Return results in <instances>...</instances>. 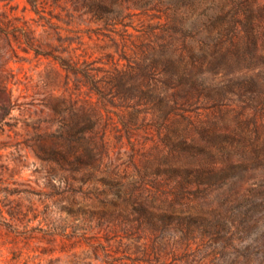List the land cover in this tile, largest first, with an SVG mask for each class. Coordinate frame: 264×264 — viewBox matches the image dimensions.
Masks as SVG:
<instances>
[{"label":"rangeland","instance_id":"1","mask_svg":"<svg viewBox=\"0 0 264 264\" xmlns=\"http://www.w3.org/2000/svg\"><path fill=\"white\" fill-rule=\"evenodd\" d=\"M115 1L53 17L57 34L27 0H0L98 82L2 26L0 264H264V0ZM57 96L92 111L84 136L64 134ZM139 204L163 214L116 217Z\"/></svg>","mask_w":264,"mask_h":264},{"label":"trees","instance_id":"2","mask_svg":"<svg viewBox=\"0 0 264 264\" xmlns=\"http://www.w3.org/2000/svg\"><path fill=\"white\" fill-rule=\"evenodd\" d=\"M30 5L31 10L38 15L40 19H43L44 22L52 28L55 33H59V29L61 26L52 20L53 17H56L59 20H65L66 23L72 22L74 17L79 16H88L92 18H101L111 9V6L116 2L115 0H27ZM5 10L0 11V31L2 30L3 25H8L12 27V31L16 32L17 35H14V41L17 43V46L24 52H28L32 50L36 55L41 54L45 56L52 57L53 60L58 62L61 68H63L66 72H72L76 75L83 76L87 80H90L98 86V82L95 79V75L91 73L85 67H80L78 64V60L74 59L73 56H63L60 49H57L53 44L47 42L42 43L37 37L34 35V31L31 28L30 24L27 21H22L21 23H9V21H4L3 16H5ZM46 13L49 16H46ZM65 16V17H64ZM65 18V19H64ZM67 19V20H66ZM19 34H22L19 35ZM58 38H61L58 35ZM61 40V39H60ZM58 50V51H57ZM56 51L58 53H56ZM60 52V53H59ZM119 75H114L115 79H118ZM113 78V76H111ZM3 83V87H7V82L1 80ZM101 84V83H99ZM101 86V85H100ZM66 97L57 96L53 102H50V108L53 111V114L60 116V120L63 124L66 125L64 134L67 132H74V127L76 126L82 136L88 130H91L93 123L95 121L93 113L91 110L77 108L76 110L74 106L71 105ZM74 108V109H73ZM68 109L74 116H71L70 122L72 125L69 126L68 120L69 118L65 117V110ZM76 110V111H75ZM77 111H80L79 116L77 115ZM74 125V126H73ZM76 129V130H77ZM66 149L61 143H56L55 148L52 149L50 153V158L52 160L58 162L60 165L69 164V159L66 156ZM76 155V161L80 162V156ZM87 156H93L91 150L87 149L84 153ZM94 158H88L87 161H83L85 164H92ZM116 217L124 219L127 223L133 222L134 220H139L141 218L144 219H152V217L159 216L163 214L153 207L145 206L139 204L137 207L132 206L131 209H127L124 206L118 205V210L115 212ZM114 214V213H113ZM132 218H129L131 217ZM59 233L53 232L51 236L53 237ZM59 258H50L49 261L51 264H55L56 260Z\"/></svg>","mask_w":264,"mask_h":264}]
</instances>
